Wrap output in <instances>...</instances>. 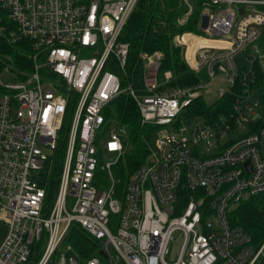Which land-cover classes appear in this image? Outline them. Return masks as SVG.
I'll return each instance as SVG.
<instances>
[{
  "label": "built area",
  "instance_id": "2783aa9c",
  "mask_svg": "<svg viewBox=\"0 0 264 264\" xmlns=\"http://www.w3.org/2000/svg\"><path fill=\"white\" fill-rule=\"evenodd\" d=\"M138 1L0 0V39L26 42L31 62L29 72L6 67L0 76V221L7 226L0 264H27L43 238L37 264H48L72 224L104 254L86 264L102 258L107 264H257L264 258V241L254 247L228 222L233 206L264 193V128L257 124L264 112L252 87L253 65L264 58V50L252 47L264 30V0H201V35L172 40L200 81L169 88L171 72L158 76L162 54H142V91L122 88L110 69L125 68L129 45L120 39ZM182 2L187 11L180 23L193 11L192 0ZM219 76L227 88L218 89L217 99L237 78L241 84L230 110L181 121L182 110L202 96L203 81ZM121 94L135 102L142 125L172 127L124 185L114 174L126 150L124 129L104 116ZM55 165L60 173L52 190ZM176 231L182 247L167 260ZM67 264H78L76 257Z\"/></svg>",
  "mask_w": 264,
  "mask_h": 264
},
{
  "label": "trees",
  "instance_id": "16d2710c",
  "mask_svg": "<svg viewBox=\"0 0 264 264\" xmlns=\"http://www.w3.org/2000/svg\"><path fill=\"white\" fill-rule=\"evenodd\" d=\"M192 3V13L184 23H180L179 21L187 11L182 0H139L137 2L120 39L129 45L125 68L123 71L117 67L110 68L119 77L122 88L131 85L135 90H143L141 55H150L155 52H160L163 56L158 69L159 79L166 71L172 74V81L167 85L169 88L193 86L200 81L202 75L193 73L185 63L183 48L175 46L172 42L176 35L186 32L201 35L198 28L201 0H192ZM28 52L29 45L24 41L10 45L7 41L0 39V76L7 66L11 67L12 71L29 72L31 62L26 58ZM252 72L254 78L252 87L256 90L264 111V73L258 62L254 63ZM240 93L241 84L237 78L234 86L211 105L206 103L203 96H199L182 110L180 120L189 123L201 117L209 119L224 114L230 110ZM104 116L106 119L117 121L124 129L125 154L114 168L115 176L121 181V185H124L128 177L144 164L148 148L151 146V138L156 133L157 127L141 124L138 108L127 94H121L112 100L104 111ZM257 124L258 128H264V120H258ZM64 136L63 132L55 153L56 164L62 157L65 146ZM59 173L60 166H56L50 180L49 188L52 190L57 186L56 178ZM53 198V193L49 192L47 201L50 204ZM228 222L231 227L241 228L249 236L251 244L259 247L264 241V193L237 204L228 213ZM44 244V238L33 244L27 264L39 262ZM67 247L71 248V251L65 254L66 260L72 255L76 257L78 264H86L93 257L101 259L100 244L78 224H72L48 264H54L57 255L60 256L61 251H65ZM257 264H264V258Z\"/></svg>",
  "mask_w": 264,
  "mask_h": 264
},
{
  "label": "rangeland",
  "instance_id": "374dc122",
  "mask_svg": "<svg viewBox=\"0 0 264 264\" xmlns=\"http://www.w3.org/2000/svg\"><path fill=\"white\" fill-rule=\"evenodd\" d=\"M252 47L257 48L259 51L264 50V30L261 31L259 38L252 45ZM249 50L252 51L250 48H249ZM252 54H253V51H252ZM237 62L239 65L242 64L244 66L249 67V63H247V61H245L243 58H238ZM258 64L260 65V67L264 73V58L261 59ZM7 71H12V68L7 66L6 72ZM1 79H2V82L6 83V84H8V82H11V81H9V78L7 76H2ZM203 84L205 85V87L201 91V95L203 96L206 103H208L210 105L217 99L218 89L219 88H227V83L225 81V78L221 77V76L217 77L215 80H211V81L209 80V82L204 80ZM198 119H200V118H198ZM170 130H172V127H168V128L158 127L156 129V133L151 138V146H152L153 152H157V143L159 142V139L161 138V136L163 134H166L167 133L166 131H170ZM236 206L237 205L233 206L232 209H234ZM6 234H7V226L0 221V244L4 240ZM182 243H183V237H182L181 233L178 231L174 232L173 236H172V241L170 242V245H169V254L167 256V260H174L177 257V255H178V253L182 247ZM61 250H62V248H61ZM63 253H64V250L61 251L60 256L57 255L54 264H66L67 263L66 258L64 261H62V259H60L63 256ZM101 264H107V262L105 261L104 258H102Z\"/></svg>",
  "mask_w": 264,
  "mask_h": 264
},
{
  "label": "water",
  "instance_id": "95a60500",
  "mask_svg": "<svg viewBox=\"0 0 264 264\" xmlns=\"http://www.w3.org/2000/svg\"><path fill=\"white\" fill-rule=\"evenodd\" d=\"M246 165L249 166V163L247 162ZM99 255L104 256L102 252H99Z\"/></svg>",
  "mask_w": 264,
  "mask_h": 264
}]
</instances>
